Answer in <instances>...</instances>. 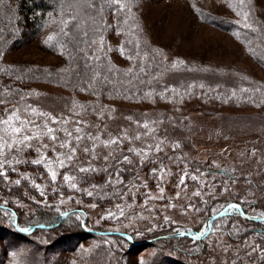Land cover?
I'll return each instance as SVG.
<instances>
[{
	"label": "rangeland",
	"instance_id": "1",
	"mask_svg": "<svg viewBox=\"0 0 264 264\" xmlns=\"http://www.w3.org/2000/svg\"><path fill=\"white\" fill-rule=\"evenodd\" d=\"M68 3L75 13L79 9L82 33L95 27L93 36H100L90 46L92 57L106 53L111 64L125 67L130 58L125 53L135 52L143 65L161 69L154 83L171 84H162L160 91L156 87L144 90L142 95L152 97L153 93L152 100L146 96L131 100L99 93L71 95L60 84L28 85L24 80L21 95L15 96L12 83L16 77L9 70L61 64L64 53L57 33H64L75 18H63L62 13L61 17H39V22L32 13L18 18L9 13L15 33L6 30L12 43L0 52V99L5 101L0 113L31 106L37 113L68 121L61 125L49 119L50 127H67L74 135L75 128L81 127L84 139L79 144L73 141L77 152L69 167L53 165L58 172L56 182H51L44 166L14 163L16 171H9L8 179L12 186L21 179L17 187L22 188L23 197L0 192L1 204L12 200L19 210L15 213L2 205L0 226L12 228V222L15 228L30 232L42 211L45 218L51 212L70 214L68 223L81 221L87 231H114L131 240V235L144 239L163 237L169 231L194 239L207 236L202 243L161 241L127 249L129 244L123 239L87 235L73 248L70 239L48 252L39 251L38 258L31 249L35 250V244H49L56 232L38 230L30 245L0 237V264H147L170 257L182 261L178 249L190 251L187 264H257L260 249L251 250L253 245L260 247L256 239L264 236V227L261 230L245 217L264 214V54L248 51L245 43L254 41L251 33L264 41V0H131V10L120 13L119 21L124 22L119 24L112 10H100L104 2L90 9L86 0ZM84 10L92 14L88 21L83 20ZM213 20L233 26L225 29ZM67 34L72 36L69 27ZM31 108L28 113L20 111L22 119L29 118ZM31 118L45 122L38 114ZM89 134L99 140L94 142ZM57 135L65 139L63 132ZM111 139L120 143L105 146L103 142ZM39 143L52 146L46 138L32 141L34 146ZM85 147L88 153L82 150ZM129 149L147 155L138 156ZM13 155L37 158L28 149L8 153L10 159ZM47 155L55 160L54 153ZM124 155L131 164L116 163ZM80 167L95 171L81 173ZM117 168L121 169L118 173ZM153 169H157L155 175ZM65 174L75 176L78 190L63 181ZM22 175L29 179L23 180ZM33 180L44 196L32 187ZM89 191L92 196L87 195ZM229 205H237L239 212ZM256 221L264 225V219Z\"/></svg>",
	"mask_w": 264,
	"mask_h": 264
},
{
	"label": "trees",
	"instance_id": "2",
	"mask_svg": "<svg viewBox=\"0 0 264 264\" xmlns=\"http://www.w3.org/2000/svg\"><path fill=\"white\" fill-rule=\"evenodd\" d=\"M87 5H88V0ZM97 2V0H96ZM104 0H98V4L95 3L92 7H101ZM68 0H0V52L7 51L11 45V33L6 32H13L12 28L14 21L11 22L9 19L10 17L14 16H21V14H34L37 21L39 17H46L49 18L51 15H62L63 18H70L71 20L75 18V22L71 21L68 24L70 34L68 33V27H64V33L60 32L57 33L59 40L62 42V52L64 53L63 62L59 65H44L41 67H33L28 66V69L25 71L20 70L19 68H15L13 70H9L10 74L13 75L15 80H13L12 84H15V88L12 93L15 96H20V90L23 87L24 80L28 81L29 84H36L39 82H48L50 84H60L67 88L68 91L71 93L77 94H89L92 95L95 93H99L103 96H110L111 98H126L131 100H138L140 97L146 96L147 100H152L150 95H142L144 90L150 89L152 90L153 87H156L157 91L162 89V84H171L169 82L166 83H154L156 74L160 72L156 65L146 64L143 65L142 60H138L135 56V52L128 51L125 53L126 56L129 58V64L125 67H120L114 64H111V59H109V55L106 53H102L97 58L92 57L88 52L91 51L90 46L92 45L93 41L100 36H93L96 34V28H93V31H90V28L84 29V34L82 33V28H79L81 21L77 19L79 17L80 12L69 5ZM89 7L88 8H92ZM76 8V7H75ZM105 6L103 8V11ZM101 10V9H100ZM9 13L12 16H9ZM74 13L76 15H74ZM85 18L83 20L89 19V14L87 12L81 13ZM13 18V19H14ZM66 20V19H65ZM64 20V21H65ZM74 20V19H73ZM120 23L124 21L120 20ZM213 24L219 25L223 28H231L233 25L231 24H223V22H215ZM38 26V23H34V26ZM76 25L74 28L73 26ZM91 25H94L93 22ZM78 31L77 34L74 35L75 31ZM60 30V29H59ZM95 37V38H94ZM252 40H254L249 45L246 44V48L248 51L252 53L259 52L260 54H264V41L258 39L254 33L250 34ZM20 40V39H18ZM14 42V41H13ZM256 42V43H255ZM107 46V45H106ZM105 46V47H106ZM135 48V46H134ZM145 92V91H144ZM104 93V94H103ZM16 98V97H14ZM71 99V98H70ZM35 166H32L34 169ZM9 174V173H8ZM11 179L7 181H0V192H4L5 194L9 195L14 194L12 197L22 198V188L17 187V185L12 186ZM11 197V198H12ZM11 202L6 204H1L0 202V209L2 205L8 207L10 210H13L15 213H18L19 210L16 206ZM52 214L47 215L45 218V214L40 211L37 213L36 220L31 225L34 229L30 232L21 231L14 227V224L10 222L9 226H0V237H6L7 240L11 239V241L17 240L22 242L23 244H32L33 238L31 236L38 230H47V231H56L53 235V238H50V243L47 245H36L34 246L33 250L36 251L35 256L39 258L40 253L39 251H47L53 250L62 242H68L72 239L73 241L70 244H73L71 248L77 245L79 239L84 238L87 235H96V236H112L117 237L118 239H123L127 244H129V248L138 249L141 246L151 245L154 242H167L172 243L173 241L179 242H192L195 243H202L206 236H201L199 239H194L192 236H189L187 233L184 235L179 236H167L168 234H173V232H165L162 235L147 237L144 239L135 238L133 235L131 237L133 240L128 239L122 234L114 231H107V230H97V231H87L85 227L82 226L81 221H73L68 223V216L64 217L60 212H51ZM210 215V214H209ZM246 221L250 223H255L260 229L262 230L264 225L261 221H256L253 219H247ZM41 225V226H38ZM37 226V227H36ZM53 226V227H52ZM175 233V232H174ZM264 234V232H263ZM128 235V234H127ZM129 236V235H128ZM130 238V236H129ZM77 240V241H76ZM257 243L260 245L258 249H264V236L261 238L256 239ZM205 246V244H203ZM179 256L181 257L182 261L173 257L169 259H162L159 261L150 262L152 264H187V259H189V250L178 249ZM31 252V251H30ZM260 251H258L259 253ZM260 256L256 257V262L264 263V259H261V256L264 255V252H260ZM166 261V262H163ZM149 263V262H148ZM147 263V264H148ZM149 263V264H150Z\"/></svg>",
	"mask_w": 264,
	"mask_h": 264
},
{
	"label": "snow or ice",
	"instance_id": "3",
	"mask_svg": "<svg viewBox=\"0 0 264 264\" xmlns=\"http://www.w3.org/2000/svg\"><path fill=\"white\" fill-rule=\"evenodd\" d=\"M96 3V0H88V6L92 7ZM130 3L131 0H104V6L110 10H112L117 16L119 24V16L120 13L128 10L130 11ZM103 11V9H101ZM67 23V21L65 22ZM127 23V21H125ZM49 39H52V37H49ZM101 44H103V41H101ZM123 52V49H121ZM5 101L0 99V105L4 104ZM19 103V101H18ZM79 107H84L83 105H80ZM29 108L31 106L21 108H12L7 109L6 113H0V181H6L8 180V173L9 171H16L15 165L19 164H30L35 166H44L45 169H47V173L50 175L51 182H56L58 177V172L54 169L53 165L55 163L59 164L60 168H66L71 165V162L76 156L77 147L73 146V141H75L77 144L81 142L84 139V136L80 133L82 132L81 127L77 126L74 130L75 135L73 134V131L68 130L67 127H59V128H53L50 127L47 120H51L52 124H61L66 125L68 123L67 120L63 119H57L55 117H50L47 113H37V109L31 108V112L29 113L28 119H22L20 116V111H24L28 113ZM39 115L41 117L45 118V122L43 123H36L34 120H32L33 115ZM130 119V118H129ZM77 125L81 123V121H75ZM31 126V127H30ZM143 127L145 129H148L149 125L144 124ZM58 132H63L65 139L61 140L59 135H57ZM48 139L52 141V146L50 147L48 143H39L37 145H33L32 141L37 140L41 141L43 139ZM89 139L93 140L94 142L96 140H99V136H93L89 134ZM126 138V134H125ZM135 139L139 140L140 136H136ZM105 146H108L110 144H119L120 139H111L108 141L103 142ZM179 145H177L178 147ZM157 150H160V146L157 145ZM25 149H28L29 151H34L36 153L37 158L35 159H16V156L13 155L10 159L8 156V153H21L24 152ZM57 149H67V152H58ZM85 153H88L90 150L85 147L82 149ZM130 152L135 153L138 156H145L146 153H143L140 150L137 149H129ZM48 153H54L55 154V160L49 158L47 155ZM105 160L108 159V157H104ZM117 164L121 163H127L131 164L132 160L129 158L128 155H124L122 159L116 160ZM106 170V169H105ZM81 173H88L90 171H95L94 168L91 167H80L78 169ZM117 173L121 171L120 168H117ZM157 172V169L152 170V175H155ZM116 175L115 173H110V176ZM187 175V174H185ZM23 180L27 181L29 177L27 175H22ZM192 180H196V176L190 177ZM62 179L64 182H66L69 187H71L74 190L77 189V183L73 182L75 180V176L73 175H63ZM118 179V177H117ZM185 178L182 176L180 183L184 184ZM16 185L21 184V179H16L14 181ZM110 183V181H109ZM32 187H34L37 191H39V194L41 196L45 195L44 190L41 188L40 184L35 183V180L32 181ZM93 187H96L93 185ZM161 194L163 193V188L160 189ZM87 195L92 196L93 193L91 191L87 192ZM195 195L199 196L200 193L197 192ZM230 209H233L237 212H239V207L237 205H229ZM63 215H66V213H62ZM241 215H244L241 213ZM247 219H255V220H261L264 219V214H262L260 217H245ZM21 231H28V229H21ZM200 236L197 235L195 239H199ZM258 246L253 245L251 252H257ZM251 252L249 255H251ZM260 252H264V249H260ZM259 254V253H258ZM261 259H264V255L261 256Z\"/></svg>",
	"mask_w": 264,
	"mask_h": 264
},
{
	"label": "water",
	"instance_id": "4",
	"mask_svg": "<svg viewBox=\"0 0 264 264\" xmlns=\"http://www.w3.org/2000/svg\"><path fill=\"white\" fill-rule=\"evenodd\" d=\"M216 216H214V217H216ZM183 234H184L183 232H177V233H173V234H168L167 236H179V235H183Z\"/></svg>",
	"mask_w": 264,
	"mask_h": 264
}]
</instances>
